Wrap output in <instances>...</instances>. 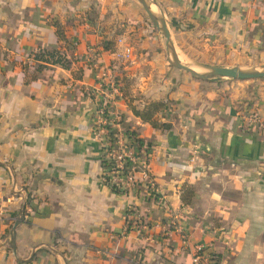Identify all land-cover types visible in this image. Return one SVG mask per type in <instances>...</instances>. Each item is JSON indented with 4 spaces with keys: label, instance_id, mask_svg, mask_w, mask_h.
I'll list each match as a JSON object with an SVG mask.
<instances>
[{
    "label": "crops",
    "instance_id": "0c3cea01",
    "mask_svg": "<svg viewBox=\"0 0 264 264\" xmlns=\"http://www.w3.org/2000/svg\"><path fill=\"white\" fill-rule=\"evenodd\" d=\"M146 1L185 63L264 62V0ZM163 46L137 0H0V264H192L197 249L204 264H264V124L248 120L264 123V79L197 80ZM103 69L123 81L126 129L151 145L161 205L102 183ZM153 102L168 128L133 114ZM129 209L141 237L124 231Z\"/></svg>",
    "mask_w": 264,
    "mask_h": 264
},
{
    "label": "built area",
    "instance_id": "2783aa9c",
    "mask_svg": "<svg viewBox=\"0 0 264 264\" xmlns=\"http://www.w3.org/2000/svg\"><path fill=\"white\" fill-rule=\"evenodd\" d=\"M132 56L130 46L123 45L116 52V59L123 63ZM101 98L97 102L94 112L92 137L101 147L102 153V183L112 192L119 195H134L140 192L146 198H152L159 205L162 204L160 190L149 168V153L140 150L126 129L123 117L115 110L114 104L120 96L117 77L109 69H103L98 74ZM249 123L262 126L264 123L256 115L249 117ZM124 231L142 236L148 230L143 218L130 209L125 214ZM170 227L175 222L169 223ZM183 241L186 242L185 237ZM192 258V264H204L198 252Z\"/></svg>",
    "mask_w": 264,
    "mask_h": 264
},
{
    "label": "water",
    "instance_id": "95a60500",
    "mask_svg": "<svg viewBox=\"0 0 264 264\" xmlns=\"http://www.w3.org/2000/svg\"><path fill=\"white\" fill-rule=\"evenodd\" d=\"M137 2L142 6V9L147 14L150 21L153 23L155 28L159 31L162 38L164 39V46L167 58L169 63L176 69L184 71L191 75V77L208 81L214 78H227V79H241V80H252V79H260L264 77V67L259 70H241L238 67H218V66H207V65H196L199 69L206 70V73H199L195 71L194 67L180 60L175 53L173 46L171 45V39L169 31L166 27V24L163 18L157 13L153 12L146 0H137ZM19 224L17 221L13 227L12 237H11V247L12 250L15 251L14 245V229Z\"/></svg>",
    "mask_w": 264,
    "mask_h": 264
},
{
    "label": "trees",
    "instance_id": "16d2710c",
    "mask_svg": "<svg viewBox=\"0 0 264 264\" xmlns=\"http://www.w3.org/2000/svg\"><path fill=\"white\" fill-rule=\"evenodd\" d=\"M46 55H49L51 57L56 56L54 53H46ZM38 58H41L40 56ZM56 64H59L63 67H67V59L64 55L61 54H57L56 59L53 61ZM122 80H120L117 77V84L119 86V90L122 91ZM163 107V104L161 103H157V102H153L151 104H149L148 106L144 107L142 110H136L134 108H132L133 114L140 118L141 121L149 123L151 126L153 127H162L164 129L168 128L166 125H158L155 115L157 114V112ZM131 137H136L135 134L131 131H128ZM136 146L140 149V150H145V151H149L151 145L150 144H146L144 143L142 140L135 138L134 139ZM154 178V177H153ZM202 251H199L198 254L201 255Z\"/></svg>",
    "mask_w": 264,
    "mask_h": 264
},
{
    "label": "rangeland",
    "instance_id": "374dc122",
    "mask_svg": "<svg viewBox=\"0 0 264 264\" xmlns=\"http://www.w3.org/2000/svg\"><path fill=\"white\" fill-rule=\"evenodd\" d=\"M140 5V4H139ZM141 6V5H140ZM142 8V6H141ZM143 14L146 18V20L148 21V23H150L151 25H153V23L150 21V19L148 18L147 14L144 12L143 10ZM154 26V25H153ZM163 50H164V46H163ZM165 52V51H164ZM167 57V56H166ZM167 61H168V64L170 67H173L170 63H169V60L167 58ZM234 67H238L240 68L241 70H246V71H249V70H259L261 68L264 67V62H255V63H251L249 65H240V66H234ZM174 68V67H173ZM195 69H197V71H199V73H206V70L204 69H199L197 67H194ZM263 78H260V79H252V80H241V79H227V78H214V79H211V80H208V81H215V80H221V81H240V82H246V83H251V85L253 86L254 84L253 83H257L258 81H261L263 80ZM253 89V88H252Z\"/></svg>",
    "mask_w": 264,
    "mask_h": 264
},
{
    "label": "bare ground",
    "instance_id": "6f19581e",
    "mask_svg": "<svg viewBox=\"0 0 264 264\" xmlns=\"http://www.w3.org/2000/svg\"><path fill=\"white\" fill-rule=\"evenodd\" d=\"M195 71H197V69H194ZM197 72H199V71H197Z\"/></svg>",
    "mask_w": 264,
    "mask_h": 264
}]
</instances>
